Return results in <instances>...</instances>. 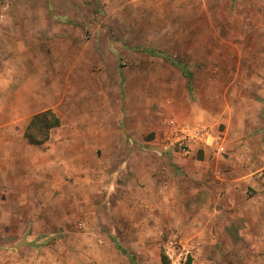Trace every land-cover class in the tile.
I'll list each match as a JSON object with an SVG mask.
<instances>
[{
    "label": "rangeland",
    "instance_id": "374dc122",
    "mask_svg": "<svg viewBox=\"0 0 264 264\" xmlns=\"http://www.w3.org/2000/svg\"><path fill=\"white\" fill-rule=\"evenodd\" d=\"M0 75L13 82L0 89V114L12 97L22 122L43 107L59 116V140L75 130L128 133L125 154L97 152L110 188L41 211L50 227L62 223L47 244L58 243L67 263L169 264L176 240L187 264H205L209 251L191 242L197 226L181 201L165 198L199 186H183L187 175L165 157L152 185L145 166L133 172L153 152L145 141L175 119L222 137L224 152L206 154L216 165L206 176L230 180L233 163L250 174L238 186L248 194L233 222L240 243L225 252L233 264H264V0H0ZM182 146L188 156L192 146Z\"/></svg>",
    "mask_w": 264,
    "mask_h": 264
},
{
    "label": "crops",
    "instance_id": "0c3cea01",
    "mask_svg": "<svg viewBox=\"0 0 264 264\" xmlns=\"http://www.w3.org/2000/svg\"><path fill=\"white\" fill-rule=\"evenodd\" d=\"M3 80L0 75L2 90L13 83L12 80ZM23 103L22 108L26 107ZM16 105L18 103L10 97L5 112L0 114V264H69L65 256L60 257L58 243L47 244L50 241L48 236L61 230L62 223L50 227L41 211L62 200H76L74 196L77 192L82 191L86 198H90L95 192H105L107 187L110 188V184L108 186L106 183L107 175L98 173L103 159L98 158L97 152L98 149L111 152L118 148L119 151L123 150L120 153L125 154L126 147L121 146L128 133L112 131L111 140L109 132L99 131L95 135H87L86 131L75 130L70 131L69 138L63 141L59 140L55 132L52 133L54 127L49 130L47 140L34 144L25 136L26 128L34 114L50 109L45 110L43 107L33 111L31 118L27 116L22 122L23 118L16 113ZM221 139L220 135L212 132L204 137L190 139V154L184 156L172 147L174 140L156 133L145 141L152 147V154L149 150V157L145 156L143 161L138 157L133 163V172L137 177H141L137 167L149 169L148 178L143 180L147 185H152L155 170L165 157L167 163L172 162L182 177L187 175L181 181L183 186H199L195 194L187 188L183 189L179 200L176 199L179 194L175 191L167 193L165 198L167 202L181 201L188 225L197 226L191 242L200 252L209 251L205 264H233V253L229 256L225 251H233V243H240L233 240V222L238 216H245L247 210L244 206L248 196L246 188L242 191L238 189L240 185L246 187L250 175L243 172L244 167L236 169L237 165L233 163V177L222 180V183L216 174L206 176L208 170L216 167L215 163L211 165L207 160L206 154L208 150L216 154L224 152ZM135 149L132 148V153ZM196 149L203 150L201 157H193ZM234 170L240 173L235 174ZM191 203L197 204L190 207ZM15 219L19 221L15 222ZM27 252L28 256L24 254Z\"/></svg>",
    "mask_w": 264,
    "mask_h": 264
},
{
    "label": "built area",
    "instance_id": "2783aa9c",
    "mask_svg": "<svg viewBox=\"0 0 264 264\" xmlns=\"http://www.w3.org/2000/svg\"><path fill=\"white\" fill-rule=\"evenodd\" d=\"M169 129L163 132V135L168 136L174 140L176 144L183 145V151L187 152L186 147L190 139H196L197 137H204L209 134L205 127L189 128L180 123L175 119H170L168 122ZM175 143L172 147L175 146ZM189 251L186 247L176 240L169 241L166 248L165 255L169 260V264H187Z\"/></svg>",
    "mask_w": 264,
    "mask_h": 264
},
{
    "label": "trees",
    "instance_id": "16d2710c",
    "mask_svg": "<svg viewBox=\"0 0 264 264\" xmlns=\"http://www.w3.org/2000/svg\"><path fill=\"white\" fill-rule=\"evenodd\" d=\"M149 53L155 51L148 49ZM59 118L50 110L36 113L32 116L25 132V136L31 143L41 144L48 139L49 130L59 126ZM190 262V258H188Z\"/></svg>",
    "mask_w": 264,
    "mask_h": 264
}]
</instances>
